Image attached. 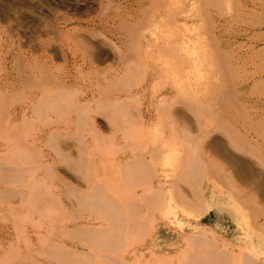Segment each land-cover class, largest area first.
I'll list each match as a JSON object with an SVG mask.
<instances>
[{"label": "rangeland", "instance_id": "obj_1", "mask_svg": "<svg viewBox=\"0 0 264 264\" xmlns=\"http://www.w3.org/2000/svg\"><path fill=\"white\" fill-rule=\"evenodd\" d=\"M98 1L100 0H0V168H4L7 166L16 172H21V168H25V166H28V169H34L30 171L37 173L38 175L40 173V175L42 176L45 171V167L43 168L42 166L44 165V162L53 163L54 160H52V155H55V153L49 145L50 141L52 140L51 137L54 133L53 131L57 129L60 131V134L67 137L69 133V129L67 128V126H72L69 121L71 120V118L75 117L72 116L74 114L70 113V116L67 112L70 116L67 117V113L63 115L61 114L59 116V114L49 111L48 115L44 112L43 114H37V116L35 115V112H33V114L26 109L31 107L32 104L34 105L40 102L43 98L45 99L46 97L50 96V93L53 94L57 87V78L63 79V77H65L68 73L71 74L72 78H70V82L72 84L70 82L69 83L74 89L77 88V99L79 101L87 99L86 96H88V98L90 99L92 98L93 94L94 96H97L98 94V97L94 99L96 102L99 98L101 100H108V98L106 99V97H110V95L107 94L108 91L106 92L107 96L103 95L105 93L104 91H106L104 89V85L106 82L105 77L113 75V71H110V73L105 76L99 74L97 76L95 72L96 69L92 70L91 65L87 63H90L91 61L97 63L99 55L97 49L95 48V44L98 40H101L103 37L105 38V36H107L108 39L112 40L111 42L107 41L105 43L109 42L110 45L116 44L117 46L126 48V46H124L123 43L122 45L120 42V38H126V32L124 31V33H120V30L124 25L110 24V26L114 28L112 29V32L114 34L109 32L111 31V29H109L107 26L101 25V20H104L105 16L108 14V11L106 12L104 10L106 8L101 10V8L98 6ZM263 1L264 0H257L256 3H254L252 0H226L225 3L221 2V4L215 5L213 3H210L209 0H196L195 8L190 9L191 6L188 7L185 5L186 9L190 10L189 16L190 14H192L188 18V20H185V23L180 24L178 27L173 28L172 31H170L173 34V37H182V35H186V37L190 38L195 48V51H192L191 57L195 59L196 63L200 60H203V57L205 58L206 63L194 71H185L180 69L178 73L180 75H184L182 77L183 79H187V82H185L184 87H182L183 89H181L180 92V95L182 96L179 95L180 97L176 98L174 101L166 100L162 103V105L159 106V104H155V106L160 108L163 105H170L173 101L172 110L182 111L183 114H185V116L190 119L191 124H199V127H189L191 131L189 132V134L186 133L187 135H189V139H182L184 145L181 141L182 144H179L178 146V152H181L180 154H182V156H177L175 162H178L180 157L182 158V160L180 159V161L184 160V162H180V166H182V169L180 170V172H177L176 176H173V179H170L171 185L169 184L167 187H170V192L174 194L171 196H167L168 198L170 196V202L167 205L169 207V218L165 217L158 210L155 211L153 215H151L153 216V219H151V216V218H149V222L151 223V226L154 227V229L144 237L142 233L140 235V239L143 238L142 240H136L137 242L135 243V245L138 247L148 246L155 238H157L159 243L165 244L161 249L156 248L154 250L152 246H148L147 249H145V253L147 255L141 260L142 264H145L143 262L149 260L146 258H150L152 252L157 256H171V260H167L168 262H166L165 264H176L179 251H182L185 247V238L192 234H203V232L207 234L208 237L212 240L215 239V241H225L231 249L234 248V250L239 251L240 249L235 248L236 246L248 248L255 252L259 256V258L264 261ZM113 2L115 4L111 2V8H118L119 3L116 4V1ZM105 3H107V1ZM92 4L95 5V7L98 6V8H96L94 11H88L87 9L92 7ZM260 6H262L263 10L260 9ZM130 9L131 8L129 7H126L124 9L122 8V10H125L126 13H133L134 11L135 13L137 12L136 14H138L139 12L136 8L131 10ZM152 20L154 19L152 18ZM152 20L150 19L147 21L151 24H142V26L140 27V36L143 40H145L143 41L144 51H138L140 53H138L139 55L147 56V61H149L148 63L153 66V68L149 69L150 73L147 71V75H145L147 82L141 81L140 83V81H138L140 79L133 78L132 81L135 82L131 83L132 85H129L128 82H124L123 85L121 84L118 86L121 89L129 88V90L132 91L138 90L137 92L139 93L146 91L149 95V98H147L148 101L147 99L145 100V105L142 106L143 109L147 106L148 103H151L152 101L155 102V100L162 95L163 96L161 98L164 97L165 93L167 92V85L170 80H168V82L166 79H162L163 71L165 70V72H168L167 69L169 67H173V65L166 66L164 62L174 61L171 53H164L162 50H160V46H157L158 48L155 47L156 44L158 45L160 43H164V40L167 39V36L162 34V30H160V27L156 26L154 23L152 24V22H154ZM132 21L133 23L139 24V22H137V18L132 19ZM127 26L128 25L125 24V28ZM103 27L107 29L105 30V32H109L104 33V36L101 33V30L104 29ZM117 29L119 30V33ZM114 30H116L117 33H115ZM132 30L131 33H128L138 35L137 32H135L136 30L134 28ZM153 31L155 32V34H152ZM104 38L103 40H105ZM140 44H142V41ZM134 54L132 55L136 57L139 56L135 52ZM205 54L209 55L206 56ZM130 63L131 62H129V64ZM81 64L82 66H84L85 64V66L82 68ZM129 64L127 63V67H124V65L126 64H124L123 66L117 65L118 67L116 66L117 68L115 67V69L119 70L120 72L117 73L115 72L116 70H114V74H120L122 77L125 76L127 78L128 76L130 78L131 74H129V72L133 71L132 69L134 67V62L131 63V66ZM109 65L114 66V63H112V61H108L106 62V64L101 63L99 65L98 62L95 66H97L99 70H106L107 67L109 68ZM78 66H80L81 68ZM76 67L80 68V70ZM129 67L130 69H128ZM124 68L125 70L128 69L126 74L124 72ZM155 70L160 74L158 77L163 80L162 83H159L157 79L155 81L151 80L152 75L155 77ZM170 75L175 78V75L173 73L168 74V76ZM99 77L100 79L103 78V80H99ZM95 80L100 84L96 85ZM103 81L104 83H102ZM101 84L102 86H100ZM170 84L172 83L170 82ZM126 85H129L130 87H127ZM134 85L135 88H133ZM204 85L208 86L204 87ZM121 86L124 87L122 88ZM96 87L97 89L99 88L98 90H101L102 88L103 89L99 92L97 89H95ZM208 87H210L209 92L206 89ZM194 91L198 93H195V96L198 95V97H194L193 100H191L190 98L193 96ZM201 91L204 93H202ZM42 94L45 96H43ZM190 94L191 97L189 98L188 95ZM103 96L105 99H102ZM35 97L36 99H34ZM38 97H40V101H36ZM187 98L188 101L190 100L193 103H197L196 101H198L197 104L204 103L205 106L201 107V109L199 108L198 110V107H195V104L191 106L192 102L188 104L189 102L187 101ZM100 99L99 101H101ZM99 103H92V107L93 109L96 108V112L92 113L91 116L94 117L93 119H95L97 124L101 127L104 124L103 122L107 120H105L102 115L105 112L103 110L101 112L99 111ZM207 105H210L209 111L214 114V116H212L215 118V120L212 116L204 114L206 112L204 111V108H206ZM24 110H26V112H29V115L26 116L29 118H26L27 120L22 117ZM203 111L204 113H202ZM56 115H58L59 118H56L58 117ZM64 115L65 117L63 118ZM21 117L24 119H22ZM156 118L157 115L155 118H153L154 126L156 125L157 121H159L156 120ZM158 118L161 120V122L159 121L161 124L159 123V125H157L153 129V134L156 133L157 128L162 129L166 128L167 126L166 122H164L159 116ZM211 118H213V120ZM65 119L70 120H66L64 122ZM208 121H210L211 123H208ZM226 123L232 125L227 126ZM180 125V127H184V124ZM200 126H202L201 129ZM225 126H227V129ZM66 128L68 130H66ZM240 131L243 133H240ZM103 132L105 136H109L110 134V131L108 132L106 130H103ZM230 132L234 134L235 137L233 138H235L236 142H234L233 138L231 139L229 135ZM65 136L59 138V141H61V145L66 144ZM123 136L124 135L118 138L116 144H114L113 146H109L102 152L97 151V146L93 147L95 148V150L97 149L95 153L98 152V154H100V156L98 154H94L98 155L97 157L94 156L96 158H94L95 162L98 163L95 168H101L100 172L103 168V172L105 169V172L110 170L113 171L116 169L118 170V167L120 169V166L123 165V160L126 157H129L130 155L138 152L139 148L136 152L132 150L135 149L134 146L128 145L126 148L123 147L127 140H125ZM6 137L10 139L7 140ZM91 137H87V139L89 141H92L93 137ZM138 137L133 135V139ZM80 138L78 136L76 139H74L75 142L71 143H75L76 145H78ZM153 138L156 137L153 136ZM215 138L226 140L230 151L240 157L244 156L243 159L254 165L255 168L260 171L262 176H249L250 174L245 176V174L247 173H244V176L241 175L243 180L241 179L239 181V178L235 179L234 176H238V174H236V172L239 170L238 167L225 162L220 157L224 156V154H221V152L218 153L217 151L212 152L213 150H210V148L208 147L209 143ZM34 139L37 140L38 143L35 145V149L33 147L31 148L30 144ZM139 139L142 140L140 137ZM193 139L202 140V144H200L201 153L209 161V163L206 162V164L210 165L208 166L210 171L208 178L210 182L207 180L209 188L205 191V198L202 203H200L201 205L198 204L199 206H196L195 209H191L189 206L185 205L182 206L181 202H179L180 200L182 201V199L179 198L181 196L178 195V193H181L180 195L186 193L183 196L191 198L190 185L184 178V175L187 173V170H184V164L186 160L184 156H186L189 147L191 148L194 144H191ZM6 141L8 142L6 143ZM26 143L30 144H28L31 149V151L29 152L30 156L32 155L31 153H36V151L38 153V150H40L42 154L45 153L43 154V163L40 161V159H33L31 161H28V159H32V156L31 158H27V156L25 155L28 153L27 149L29 148L27 145L26 146L28 148L25 146ZM129 143L131 144V142ZM243 143H250V145L247 146ZM256 143H260V148L255 145ZM256 146L258 149L256 148ZM100 147L101 146H98V148ZM25 148L27 149L25 150ZM33 149L35 151L32 152ZM250 149H256V152L253 151V153ZM147 151L148 149L144 152ZM257 152L261 153L259 154ZM29 153L27 155H29ZM14 154H16V156ZM12 155L13 157H15L14 160H18H16V162L19 163L17 167V163L13 161V159L10 161H13L11 167L10 164H6L9 162V159L12 158ZM50 155L51 157H49ZM19 156L21 159L19 158ZM102 156L103 158L101 160ZM147 156H149L148 153ZM7 157H9V159H7ZM23 158L25 160H23ZM14 162L16 163L15 165ZM23 162H25L26 165H24ZM175 162L173 163V168L177 170L175 167L178 168L179 164H176L175 166ZM215 162H217L220 167L218 165H215ZM156 163L160 166L162 164V159L158 160ZM19 165L22 166L19 168ZM50 165L51 167L53 166L55 168L54 170H56V168L58 169L56 170V172L58 175L60 174V177L62 176L61 178L67 177V179H64V182L66 184H79L78 180H76V175H74V178L72 176V173L69 172L70 169L67 167L68 164L66 162L62 164H60V162L58 164L53 163V165ZM173 168L167 166L168 170ZM205 168H207V166ZM214 168H216L217 170L215 169L213 171ZM63 171H67V173H70L71 176L70 174L69 176H67ZM124 171L121 174H125L127 172V169ZM233 172L235 173V175H233ZM45 174L47 173L45 172ZM45 174L42 176V178H44L45 180L44 183L46 184L45 185L42 182L44 187L46 188V186H51L53 184V191L56 190L54 193L62 197L64 191L66 192V189L64 187L66 184L63 183L62 180L60 181L58 178H52L55 180H53V182L51 178L49 179V175H47V177L45 176ZM230 174L233 175L232 178H234V180H236L235 182L238 184H234L232 182V185L230 179L226 180V178H230L228 177V175ZM20 175H23V173ZM20 175H18V177H15L12 182H9L7 184V187L6 184H4L5 181L0 180V182L2 183H0V264H25V261L27 259H25V257L29 258L33 255H36V250L44 247L48 242V239L51 240L56 238L57 234L59 233L57 228V232L54 231L56 233V235L54 236L56 237L52 236L54 238H48L50 237V235L49 233H47V238H38V234L33 232H42L47 230L48 218H41L38 215H35V219H31V221L35 222L36 226L43 223L42 229L35 228L36 226H34L33 222L24 224L27 226L29 234H31L30 239L32 238V242L30 240V242H26L25 244L24 240L21 238L22 236H20V234L18 235V233H20V228L18 226L22 225L20 224L19 219L20 216L26 211L20 204L19 194L13 192V195L9 197L7 195L4 196L3 192L6 190V188H10L11 191H13V189L15 188H21L23 187V185L21 186L22 183L25 185L26 182L29 183V181L32 180L29 174H26L29 176V180H26L28 179V176L24 175L25 180H23ZM114 176L116 177L117 174L112 176L113 179H115ZM246 177L249 181L246 179ZM261 177L263 178V180ZM56 179L59 180L58 183ZM117 179L118 180L115 181L110 179V182L118 184V181H121V179H119V172ZM22 180L23 182H20ZM68 181L69 183H67ZM79 181L82 182V180L80 179ZM13 182H16V184L18 185H16L15 183L13 184ZM110 182H108V184H110ZM48 183L52 184L49 185ZM119 184L121 185L122 182ZM172 184L174 185L175 189H173ZM59 185H61V188H59ZM113 185V183L110 184V186ZM240 187H244L242 188V191L245 189V193L241 191ZM112 188L116 189L114 186ZM237 188L238 192H236ZM47 189L48 187L46 188V190ZM59 189H61L63 192ZM46 190H41V194L42 192L43 194H47L46 192L48 191ZM240 191L241 194L239 193ZM139 192L143 193L142 188L139 189ZM175 194H177L178 197H176L177 195L175 196ZM254 194L257 195V199L260 196L257 202L258 204H255V202L251 203L252 201L249 199L250 196L251 198H253ZM260 198H262V200ZM68 201L66 202V204H68ZM239 203H241V205H239ZM240 206L243 207L242 212H240L241 210H237L238 213H232L235 208L237 209ZM198 207L201 210L198 209ZM65 208L67 209L68 207ZM51 213L58 214L59 212ZM72 218L75 219L74 216ZM151 221H154L153 224ZM163 223H165V225H162ZM248 223H250L249 227L247 226ZM17 230H19V232H17ZM31 230L33 232H31ZM17 235L19 236V241L16 239ZM50 242L47 243V246ZM27 244H31V246ZM30 250H33L32 252L35 254H33ZM36 258L38 257L36 256Z\"/></svg>", "mask_w": 264, "mask_h": 264}, {"label": "bare ground", "instance_id": "obj_2", "mask_svg": "<svg viewBox=\"0 0 264 264\" xmlns=\"http://www.w3.org/2000/svg\"><path fill=\"white\" fill-rule=\"evenodd\" d=\"M103 1L105 2L107 1V3ZM103 1L102 0L98 1L99 3L98 6L101 8V10L106 8L104 10L106 12L108 11L107 12L108 14L106 13L107 14L105 16L106 19L104 18V20L103 19L101 20V25L107 26L109 29H111V31H109L110 33H113L112 29H114L110 26V24L124 25L121 30L119 27V30L121 34L124 33V31L126 32V38H125L126 40L120 38L121 44L123 43L124 46H126V48L117 46L115 43H113L115 45H110L109 42L105 43L107 41H110V42L112 41L111 39H108L107 36H105V38L103 37L106 41L103 40L102 38L101 40H98L96 44L94 43L96 46L95 48L97 49L98 55H99V59L97 60V63L99 62V65H100L101 63L106 64V62L112 61V63H114V66L109 65V68L107 67L108 69L106 68V70L104 69L99 70L97 66H95L97 65L96 62L91 61L90 63H87L91 65L92 70L96 69L95 72L97 76L98 74L105 76L109 74L110 71L111 72L113 71L112 73L113 75H109L108 77H105L106 82H105V85L103 84L104 89L106 90L104 91L105 93L103 95L105 96H107V94L110 95V97L109 96L106 97V99L108 98V100H101L99 98L101 100L99 101V99L97 98L98 101L96 102L94 99L98 97V94L97 96H94L93 94L92 98L89 99L88 96L85 95L87 99L79 101L77 99V96H78V93L76 90L77 88L74 89L72 87L71 85L72 83L70 82V78L72 77H71V74L68 73L65 77H63V79L57 78L56 80L57 87H56V90L53 92V94L50 93V96L46 97L45 99L44 98L42 99V95H43L42 94L41 95L42 100L41 101L39 100L40 97H38V99L36 100V101L39 100L40 102L36 103L35 101L36 104L34 105L32 104L31 107L26 109V110H29V112L31 113L35 112L36 113L35 115L43 114L44 112L47 113L48 115L49 111L59 114V116L61 114L62 115L66 114L67 112L69 113L70 116H71L70 113L74 114L72 116H75V117L71 118V120L69 119L70 121L67 119L64 120V122L67 120L69 121L70 124H72V126H67L69 130L66 128V130L69 131L67 137L65 135L60 134V131L55 129L53 131L54 133L52 134V137H51L52 140L50 141L49 145L56 155L55 156L52 153L54 155V156L52 155V160L55 161V162L53 161V163L58 164L60 162V164H62L66 162L68 164L67 167L70 169V170L68 169L69 172L72 173V176L74 178H75L74 175H76L77 177L76 180H78L79 184L77 182L76 183L78 185L66 184L64 182L65 181L64 179H67V177L61 178L62 176L60 177L59 176L60 174L58 175L56 172V170L58 169L56 168V170H54L55 168L53 166H52L53 168L51 167L50 164L53 165V163L44 162V165L42 166L43 168L45 167L44 168L45 171L42 174V176L46 172L47 174H45V176L49 175V179L58 178L60 181L62 180V182L66 184L64 186L66 189V192L64 191V187H63L64 193L62 197H60V195H56L54 193L56 190L53 191L54 185L52 183H50L52 184L51 186H46V188L48 187V189L46 190V188L42 184V182L43 183L45 182L44 178H42L40 173L38 175L37 173L30 171L34 169H28L27 168L28 166L27 167L25 166V168L24 167L21 168L22 169L21 172L19 171L16 172L7 166L4 168H0V180L6 182V183L4 182V184H6V187L9 182H12V180L15 177H18V175L22 173L23 175H20V177L23 178V180H25L24 175L26 174H29L32 179L31 181H29V183L26 182L25 185L22 183L21 186L23 185V187L21 188L20 187L15 188L13 189V191H11L10 188L9 189L6 188V190L3 192L4 196L7 195L9 197L13 195V192L20 195L19 196L20 204L22 205V207L25 209L26 212L20 216L19 221H20V224L22 225L18 226L20 228V233H18V235L20 234V236H22L21 238L24 240L25 244L26 242L27 243L30 242L32 238L30 239L31 234H29L28 228L24 224H27L28 222L30 223L33 222L31 221V219L34 220L35 215H38L41 218H48V223H47L48 229L47 230L42 231V232H38V231L33 232L31 230V232L38 234V238L40 239L47 238L46 237L47 233H49L50 235V237L48 238H54L56 237L54 236L56 235L54 231H56L57 228H58L57 230L59 231V233L57 234V237L54 239H51L52 241L48 239V242L51 241L48 244V246H47V243H48L47 242L44 247H41L39 250H36L37 251L36 255L29 257L31 259H29L28 257H25V259L27 258L25 261V264H142L141 260L146 257L147 254L145 253L146 251L145 249H147L148 246H152L154 250L156 248L161 249L163 245H165V244L159 243L157 238L153 239L152 243L145 247L144 246L138 247L135 245V243L137 242L136 240L143 239V238L140 239V235L142 233L144 237L145 235L149 234L151 230L154 229V227L151 226V223L149 222V218L152 217L151 219H153V216L151 215H153L155 211L158 210L165 217H168L169 207L167 205L170 202V196L174 194L170 192V187L169 188L167 187L169 184L171 185L170 179H173V176H176L177 172H180V170L182 169L181 168L182 166H180L181 165L180 162H184V160L180 161V159L182 160L181 157L180 158L178 157L179 163L175 162V159L177 156L179 155L182 156V154H180L181 152H178V146L179 144H182L181 143L182 139L183 140L184 138L189 139V135L186 134V133L189 134V132L191 131L189 127L191 126L199 127V124L197 125H195L194 123L191 124L190 119L187 116H185V114H183L182 111H178V110L173 111L172 104L176 98L182 96L180 95L181 89H183L182 87H184L185 82H187V79L182 78L184 75H180L178 73L180 69L185 70V71L186 70L194 71L198 69L199 67L203 66L206 63V61H205V58L202 57L203 60H200L199 62L196 63L195 59L191 57L192 51H195V48L190 38L186 37V35L185 36L182 35V37H173V34L170 32L172 31L173 28H176L180 24L185 23V20L186 21L188 20V18L192 14H190L189 16L190 10L189 9L187 10L186 6L188 7L191 6L190 9L195 8L196 0H103ZM113 1H116V4L119 3L118 8H115V9L111 8L112 6L111 2L114 3ZM252 1L256 3L257 0L256 1L252 0ZM209 2L217 5V4H221V2L225 3L226 0H209ZM98 6L95 7V5L92 4L93 8L88 7L89 9L87 10L94 11L96 8H98ZM126 7L127 8L129 7L131 9L136 8L137 11L139 12L138 14H136L137 12L135 13L134 11L133 13H126L125 10H122V8L124 9ZM260 7H261L260 9H262V6ZM134 18L138 19L137 22H139V24L133 23L132 19ZM152 18L154 20H152ZM150 19L154 21V22L151 21L152 24L154 23L156 26L160 27V30H162L161 31L162 34L167 36V39L164 40V43H160L158 45L156 44L155 47L158 48L157 46H160V50H162L164 53H171V56L175 62L174 61L164 62L166 66L173 65V67H169L167 69L168 72H165V70L163 71L162 79H166L167 81L170 80V82L172 83L170 84V82L168 81L169 83L167 85V92L165 93L164 97L161 98L163 96L162 95L161 97L157 98L155 102L152 101L151 103H148L147 106L144 107L143 109L142 106L145 105L144 104L146 102L145 100L149 98V95L147 94L146 91L139 93L137 92L138 90L132 91V90H129V88L121 89L118 86L121 84L123 85L124 82H128L129 85L131 83H134L135 81H132L133 78L140 79L138 80L140 81V83L141 81L147 82L145 75H147V71L149 72V69L153 68V66L150 63H148L149 62L147 61L148 57L145 55H139L140 53L138 51L140 50L144 51L143 41L145 40V39L143 40L140 36V27L142 26V24L146 25V23H148L147 21ZM125 24L128 25L126 28H125ZM148 24H151V23H148ZM103 28L104 29L101 30L102 31L101 33L104 36L105 35L104 33H107L108 31L105 32V30L107 29H105V27ZM133 28L136 30L135 32H137L138 35L136 34L133 35V33L132 34L128 33V32L131 33V30ZM119 30L117 29L118 33H119ZM114 32L117 33L116 30H114ZM153 32L152 34H155V32L154 33ZM141 41H142V44H140ZM115 51L118 53H116ZM133 51L137 54L139 53L138 54L139 56L138 57L134 56L136 54H134ZM208 55L209 54H207L206 56ZM129 62L131 63L134 62V65L132 64L134 66L132 69L133 71L129 72V74H131L130 78L128 76L126 78L125 76L122 77L120 74L119 75L114 74L115 72L117 73L120 72L119 70L115 69L117 65L123 66L124 64H126L124 65V67L125 66L127 67L128 66L127 63L129 64ZM131 63L129 64L130 66H131ZM84 66H82V68ZM80 68L78 69L80 70ZM128 69H130V67ZM114 70L116 71L114 72ZM127 70L124 71L125 74ZM169 73H173L175 75V78L172 77L171 75L168 76ZM159 75L160 74L155 70V77L152 75L151 80L155 81L157 79L159 83H162L163 80L158 77ZM99 80H103V78L100 79L99 77ZM95 82L94 83L96 85L100 84L96 80ZM102 83H104V81ZM113 83L116 84L117 86L114 85ZM129 85H126V86L130 87ZM100 86H102V84ZM207 86L204 85V87H207ZM97 87L95 89H97ZM210 87L206 88L208 92H209ZM133 88H135V85ZM102 89L98 91L100 92L102 91ZM131 89H132V86H131ZM107 91L108 93L106 94ZM94 92H97V91H94ZM195 93L197 92L194 91L192 97H191V94L188 95L189 98L191 97L190 98L191 100H193L194 97H198V95L195 96ZM99 97H100V94H99ZM34 99H36V97ZM102 99H105L104 96ZM166 100H173V101L170 105L169 104L163 105L160 108L155 106V104H159V106L162 105V103ZM187 101H188V98H187ZM93 102L97 104L100 102L99 111L101 112L103 110L105 112L102 115L107 121H104L103 122L104 124L101 123L103 124V126L101 127L97 124L96 120L93 119L94 117L91 116L92 113L96 112L95 110L96 108L93 109L92 107ZM188 102H189L188 104H190V102L192 101L189 100ZM196 102L198 103V101ZM197 103L192 102L191 106L195 104L196 105L195 107H198L197 108L198 110L199 108L201 109V107L205 106L204 103H201V104H197ZM209 107L210 105H207L206 108H204V111L206 112L204 113L203 111L202 113L208 116L209 115L214 116V114L211 111H209ZM26 110L23 111V114L21 113L22 117H24L25 119L28 118L26 116L29 115V112H26ZM69 115L67 117H70ZM156 115H157L156 120H159L161 122V120L158 118L159 116L164 122L167 123V126L166 128H162V129L157 128L156 133L153 134L152 133L153 129L160 123L159 121H157L156 125L154 126L153 118H155ZM59 116L56 118H59ZM64 117L65 115L63 116V118ZM213 118L211 119L213 120ZM210 121H208V123ZM180 124H184V127H180L181 126ZM228 125L230 124H227V126ZM227 126H225L226 129H227ZM201 128L202 126H200V129ZM103 130H106L108 132L110 131L109 133L111 135L109 134V136H105ZM240 133H243V132L240 131ZM122 135H124L123 138L125 140L127 139L123 147L126 148L128 145L134 146L135 149H132V150L136 152L139 148L138 152L134 153L133 155H130L129 157H126L123 160L124 163L122 166H120V169L119 167H118V170L116 169L113 171L108 169L110 171H107V172H105L106 171L105 169L103 172L102 171L104 169L103 168L100 172L101 168L100 169L95 168L98 164L97 162H95V159H96L95 157H97L98 155L100 156V154H98V152L95 153V151L98 149L97 151L102 152L106 150L109 146H113L114 144L117 143L118 138L121 137ZM133 135H135L136 137L139 136L142 140H140L139 137L133 139ZM229 135L231 139L235 137L232 132H230ZM62 136L66 137L65 145L60 144L61 141H59V138L60 137L62 138ZM78 136L79 138L81 137L80 140L78 139L79 140L78 145H76L75 143H71V142H75L74 139H76ZM153 136L156 137L157 139L153 138ZM87 137H91L92 141L91 140L89 141ZM6 139L9 140L10 138L6 137ZM233 139H234V142H236L235 138ZM7 142L8 141H6V143ZM129 142H131V144ZM201 142L202 140L200 139H193L191 144L192 143L194 144L192 145L191 148L189 147L188 152L186 153V156H184V158H186L185 164H184L185 166L184 170H187V173L183 175H184L185 180L190 185L191 198L189 197L190 198L189 199L188 197L183 196L186 193L182 192L183 193L182 195H180L181 193H178V195L181 196L179 198L182 199V201L181 200L179 201L181 202L182 206L184 205L189 206L191 209L192 208L195 209L196 206L201 205L200 203H202V201L205 198V191L209 188L207 184V180L209 181L208 177H209L210 171H209L208 166L210 165L206 164V162L209 163V161L201 153V145H200L202 144ZM28 144L29 143H26L25 146L26 145L28 146ZM30 144H31V148L32 147L34 148L36 147L35 145L38 143H37V140L34 139L32 140V143ZM243 144L247 146L250 145V143L249 144L243 143ZM259 144L260 143H256L255 145L259 147ZM183 145H184V142H183ZM94 146H97L96 150L95 148H93ZM98 146H101V147L98 148ZM208 147L210 148V150H213L212 152L214 151L215 152L217 151L218 153L221 152V154H224V156H220V157L225 162L238 167L239 170L236 172L238 176L235 175L234 172H233L234 174L232 173L233 175H235L234 176L235 179L239 178V181H240L242 179V176H244V173H247L245 174V176H247L248 174H250L249 176H256V177L259 175L262 176L260 171H258V169H256L254 165H252L251 163L243 159L244 156L240 157L236 154H233L230 151L226 140L215 138L209 143ZM27 148H25V150ZM246 148H249V147H246ZM28 149L27 151L29 153L31 149L30 147ZM34 149L32 150V152L35 151ZM147 149L148 151L144 152ZM253 149H250V150H252V152L256 150V149L255 150ZM38 151H39L38 153L37 151L36 153H31L32 159H28V161L29 160L31 161L33 159L34 160L40 159V161L42 162L44 160L43 154L45 153L42 154L40 150ZM147 153L149 154V156H147ZM27 154H25L27 158L29 157L31 158L30 153L29 155ZM94 154H98V155H94ZM14 155L16 156V154ZM49 157H51V155ZM14 158L15 157H13V155L11 159L7 157V159H9V162L12 159L13 161L16 162L17 159L14 160ZM102 158L103 156L101 157V160ZM160 159H162V164L159 166V164H157L156 162ZM23 160L25 159L23 158ZM9 162L6 164L8 165L10 164V167H11L12 162L10 163ZM15 162H14V165L17 163ZM25 162H23L24 165H26ZM174 162H175V166L176 164H179L180 166V167L178 166L179 170L177 167H175L178 171L173 168ZM18 164L19 163L16 164V167ZM214 164L220 167V165L217 162H215ZM21 166L19 165L18 167L20 168ZM167 166L172 167L174 170L173 169L168 170ZM206 166L207 168H205ZM121 168L123 171L127 169V172L125 174L124 173L121 174L123 172ZM215 169L216 168H214L213 171ZM118 172H119V179H121V181H118V184H115L114 182H112L114 184L113 186L116 188L114 189L112 188L113 186H110V184H112L110 182L111 181L110 179L114 181L118 180L117 179ZM70 173H67V171L65 172L67 176H69ZM115 174H117V176L116 177L114 176L115 179H113L112 176ZM232 174L228 175V177L230 178H226V180L230 179L231 183L233 182L235 184L236 180L232 178L233 177ZM78 178L82 180V182H80ZM23 180L20 182H23ZM26 180H29V176H28V179ZM53 180L54 179H52V181ZM59 180H57V183ZM108 182H110V184H108ZM121 182H122L121 184L122 186L119 184ZM14 183L16 184V182H13V184ZM67 183H69V181ZM246 184H247V181H246ZM42 186L44 187L46 191H48V192L45 191L47 194H43V192L41 194V190L44 191ZM60 186L61 185H59V188H61ZM172 186H173V189H175L173 184ZM176 186H177V183H176ZM140 188H142L143 193L139 192ZM242 188H241V191H242ZM244 190L242 192H244ZM241 191L239 192L240 194H241ZM236 192H238V188ZM168 195H170L169 198L167 197ZM176 195L177 194H175V196ZM178 195L176 197H178ZM63 196L65 197V199ZM249 199L252 201V202L250 201L251 203L255 202L256 204L258 202L257 195L255 194L253 198H251L250 196ZM260 199L262 200V198ZM65 200L67 201L69 200L68 204H66L67 201ZM239 205H241V203H239ZM242 206H240L237 209L235 208V210H233L232 213H238V211L240 210H241L240 212H242L243 210ZM65 207H68V208L66 209ZM200 208L198 207V209ZM51 212H59V213L56 214V213H51ZM73 216L75 219L72 218ZM151 222L153 224L154 221H151ZM33 224L34 226H36L35 222H33ZM162 225H165V223H163ZM42 226H43V223L36 226L35 228L42 229ZM247 226L249 227L250 223H248ZM17 232H19V230H17ZM145 232H148V233H145ZM18 235L16 238L17 240L19 237ZM27 245L31 246V244H27ZM235 248H239L240 250L238 249L239 251H237V250H234V248L232 249L229 248L228 244L225 241H218V240L215 241V239L212 240L204 232L203 234H192L185 238V247L183 248L182 251L181 250L179 251L176 264H264V261L261 260L259 256L252 250L248 248H244L242 246L240 247L236 246ZM36 256L38 258H36ZM170 257L171 256H167V255L157 256L155 253L152 252L151 257L146 258L149 260L143 263L145 264H165L166 262H168L167 260H171Z\"/></svg>", "mask_w": 264, "mask_h": 264}]
</instances>
